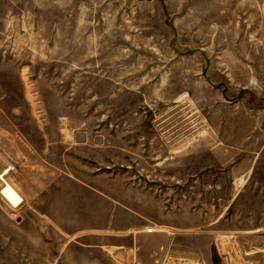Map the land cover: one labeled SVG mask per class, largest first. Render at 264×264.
Instances as JSON below:
<instances>
[{
	"label": "rangeland",
	"instance_id": "obj_1",
	"mask_svg": "<svg viewBox=\"0 0 264 264\" xmlns=\"http://www.w3.org/2000/svg\"><path fill=\"white\" fill-rule=\"evenodd\" d=\"M0 153V264H264V0H0Z\"/></svg>",
	"mask_w": 264,
	"mask_h": 264
},
{
	"label": "crops",
	"instance_id": "obj_2",
	"mask_svg": "<svg viewBox=\"0 0 264 264\" xmlns=\"http://www.w3.org/2000/svg\"><path fill=\"white\" fill-rule=\"evenodd\" d=\"M1 154V153H0ZM9 162L6 161L5 164ZM4 164V166H5ZM116 219L118 220V218L116 217V215H113L111 218V221L105 225V226H101L97 229L94 230H98V232H92V233H79L82 231V227L80 226V222H78L77 220H75L74 222H68V226L66 224V228L64 229V232L67 236H69L68 238H78L80 242L79 245L81 247H86V246H108L109 249L108 250H143V245L142 243L144 242H148V240H152L154 238H158L159 237V230L156 229V232L152 233H147L145 231V229L143 230H135L133 232H131V227L127 226L125 228H120L115 226L114 224L117 223ZM61 225V224H60ZM61 227V226H60ZM63 228V227H61ZM112 230L111 232H113L110 235L105 234V230ZM62 230V229H61ZM73 230V231H71ZM99 230H103L100 231ZM63 232V231H62ZM86 239V241H85ZM91 241H88V240ZM93 239H96V242H93ZM70 244V243H68ZM105 244V245H104ZM70 246V245H69ZM73 247V246H71ZM80 247V248H81ZM75 248H77L75 246ZM68 250H71V248H69Z\"/></svg>",
	"mask_w": 264,
	"mask_h": 264
},
{
	"label": "built area",
	"instance_id": "obj_3",
	"mask_svg": "<svg viewBox=\"0 0 264 264\" xmlns=\"http://www.w3.org/2000/svg\"><path fill=\"white\" fill-rule=\"evenodd\" d=\"M16 171V166L11 163L7 162L5 166L0 168V199L7 202L11 209L12 215H14L15 210L19 209L23 203L24 198L16 189L14 184L11 181L12 174ZM13 192L12 196H9L10 193ZM18 194V196H16ZM147 233H153L156 231L155 227H148L145 230Z\"/></svg>",
	"mask_w": 264,
	"mask_h": 264
},
{
	"label": "bare ground",
	"instance_id": "obj_4",
	"mask_svg": "<svg viewBox=\"0 0 264 264\" xmlns=\"http://www.w3.org/2000/svg\"><path fill=\"white\" fill-rule=\"evenodd\" d=\"M13 195V192L9 194V196H12ZM16 196H18V194H16Z\"/></svg>",
	"mask_w": 264,
	"mask_h": 264
}]
</instances>
